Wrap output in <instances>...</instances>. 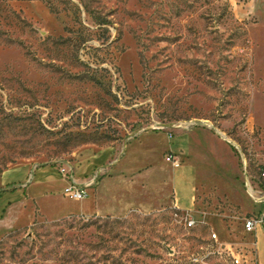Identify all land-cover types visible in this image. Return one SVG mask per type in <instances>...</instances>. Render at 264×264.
Here are the masks:
<instances>
[{"label":"rangeland","instance_id":"obj_1","mask_svg":"<svg viewBox=\"0 0 264 264\" xmlns=\"http://www.w3.org/2000/svg\"><path fill=\"white\" fill-rule=\"evenodd\" d=\"M186 122L235 174L197 195L194 227L168 206L80 215L61 188L3 211L0 264H233L216 248L264 201V0H0V190L4 169Z\"/></svg>","mask_w":264,"mask_h":264},{"label":"crops","instance_id":"obj_2","mask_svg":"<svg viewBox=\"0 0 264 264\" xmlns=\"http://www.w3.org/2000/svg\"><path fill=\"white\" fill-rule=\"evenodd\" d=\"M187 123L190 122L179 124L171 132L164 128L140 131L121 146L106 145L76 163L60 162L56 171L51 167L30 170L24 165L4 169L0 218L10 203L50 197L67 187L68 182L58 173V167L65 166L86 193L80 201L87 208L80 215L119 217L133 209L147 211L168 206L197 221L193 216L197 195L205 187H218L220 180L230 182L235 174L233 165L226 169L225 162H221L228 156L232 164L228 147L205 129L189 128ZM166 155L176 158L179 165L172 167L165 161ZM31 187L39 194L30 193ZM248 195L252 200L242 208L246 218L264 213V201ZM243 224L244 221L240 238L221 244H229L230 248L233 245L234 251L239 248L242 264H264V226L246 232ZM210 230L218 241V231Z\"/></svg>","mask_w":264,"mask_h":264},{"label":"built area","instance_id":"obj_3","mask_svg":"<svg viewBox=\"0 0 264 264\" xmlns=\"http://www.w3.org/2000/svg\"><path fill=\"white\" fill-rule=\"evenodd\" d=\"M165 161L169 162L172 167H177L179 165V161L171 155H166ZM58 173L61 176V178H63L65 181L68 182L67 187L63 189V195L73 200H81L86 196L84 188L77 185L73 181L70 168L68 169L65 166L64 167L59 166ZM243 221H244V224H243L244 230L246 232H251L255 227L264 226V213H259V214H255L253 216L247 217ZM184 225L187 228H192L196 225V222L192 220L191 217L188 216V214H185L184 215ZM209 239L212 242H217V237L214 233L209 234ZM219 250L220 252H223L227 256H229L233 264H242L240 253L237 250L234 251L230 247L228 248L224 247L223 249H221V247L218 246L216 248V251L218 252ZM195 261H197V259H195Z\"/></svg>","mask_w":264,"mask_h":264}]
</instances>
